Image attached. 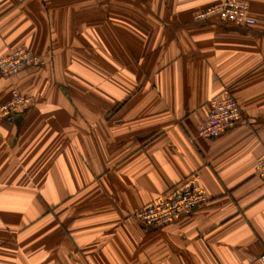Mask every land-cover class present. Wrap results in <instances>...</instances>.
<instances>
[{
	"label": "crops",
	"instance_id": "obj_1",
	"mask_svg": "<svg viewBox=\"0 0 264 264\" xmlns=\"http://www.w3.org/2000/svg\"><path fill=\"white\" fill-rule=\"evenodd\" d=\"M220 0H0V75L34 105L0 121V264H264V0L254 25L195 14ZM228 90L242 120L198 135ZM197 173L205 204L163 227L135 210Z\"/></svg>",
	"mask_w": 264,
	"mask_h": 264
},
{
	"label": "built area",
	"instance_id": "obj_2",
	"mask_svg": "<svg viewBox=\"0 0 264 264\" xmlns=\"http://www.w3.org/2000/svg\"><path fill=\"white\" fill-rule=\"evenodd\" d=\"M237 25H254L256 20L249 15L248 5L241 0H220L195 14V20L206 21L210 18ZM37 63V56L22 44L0 57V75L12 77ZM34 105L33 96L23 94L12 88L10 98L0 104V121L13 123L18 112ZM242 120V110L228 90L212 97L208 110L198 126V135L214 139L225 134ZM255 175L264 178V152L254 164ZM207 194L200 183L197 173L190 174L181 182L163 191L147 205L135 210L134 220L146 227H163L189 215L205 204ZM261 259L264 261V254Z\"/></svg>",
	"mask_w": 264,
	"mask_h": 264
}]
</instances>
